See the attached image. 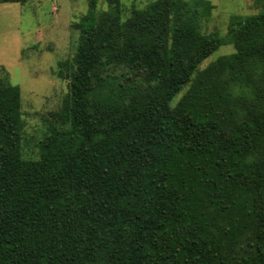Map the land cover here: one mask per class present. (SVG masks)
<instances>
[{
	"label": "trees",
	"instance_id": "1",
	"mask_svg": "<svg viewBox=\"0 0 264 264\" xmlns=\"http://www.w3.org/2000/svg\"><path fill=\"white\" fill-rule=\"evenodd\" d=\"M88 1L38 160L22 158L20 89L0 78V264H264V5L232 17L234 52L198 71L223 45L200 32L209 0L125 21L118 0Z\"/></svg>",
	"mask_w": 264,
	"mask_h": 264
},
{
	"label": "rangeland",
	"instance_id": "2",
	"mask_svg": "<svg viewBox=\"0 0 264 264\" xmlns=\"http://www.w3.org/2000/svg\"><path fill=\"white\" fill-rule=\"evenodd\" d=\"M154 0H118L121 21L133 10H142ZM212 15L200 22V32L223 39L221 45L198 68L204 70L234 52L226 38L232 17L258 14L264 0H209ZM88 0H33L25 4L0 3V78L18 86L21 95V154L24 160H38L40 143L50 129L59 127L54 113L60 111L69 92L66 73L75 56L79 31L74 25L88 11ZM106 0H97L96 12L107 11ZM62 64V66H61ZM131 79L128 84L144 85L140 75L127 69H113V75ZM121 80V79H120ZM123 82V80H121ZM125 82V81H124ZM185 87L171 102L175 105Z\"/></svg>",
	"mask_w": 264,
	"mask_h": 264
}]
</instances>
